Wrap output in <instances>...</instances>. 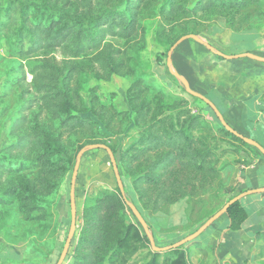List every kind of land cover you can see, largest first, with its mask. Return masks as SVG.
<instances>
[{
	"label": "trees",
	"instance_id": "trees-1",
	"mask_svg": "<svg viewBox=\"0 0 264 264\" xmlns=\"http://www.w3.org/2000/svg\"><path fill=\"white\" fill-rule=\"evenodd\" d=\"M256 1L10 0L0 30L11 37L15 50L23 55L41 49L56 51L61 61L43 57L30 67L34 96L21 108L22 114L11 129L14 140L0 156V204L16 207L25 221L45 224L49 197L75 162L68 149L70 137L82 136L86 144L100 143V137L114 133L115 117L131 119L129 111H119L113 102L104 104L94 88L89 105L81 92V80L88 77L107 80L113 74L136 71L130 52L114 44L109 35L130 42L140 24L138 14L145 9L169 26L191 22L193 28L182 34L194 33L205 39L198 25L213 17L230 21ZM146 76L137 73L126 90L132 122L144 128L139 140L123 151V158H143L142 172L134 178L133 186L142 208L157 212L219 185L222 166L214 149L194 134L199 117L184 107L170 110L185 100L170 95ZM220 129L246 144L222 125ZM126 169L129 174L133 171L130 165ZM125 195L134 203L126 188ZM129 213L134 215L118 187L99 188L94 197H87L80 236L67 264H129L150 246ZM224 215L228 218L226 229L236 231L247 211L239 199ZM150 252L146 264H158L161 253H173L167 264H186L180 246L162 252L151 248Z\"/></svg>",
	"mask_w": 264,
	"mask_h": 264
},
{
	"label": "rangeland",
	"instance_id": "rangeland-1",
	"mask_svg": "<svg viewBox=\"0 0 264 264\" xmlns=\"http://www.w3.org/2000/svg\"><path fill=\"white\" fill-rule=\"evenodd\" d=\"M9 1L0 0V24L6 15L5 11ZM123 8L122 6L119 9ZM240 13L230 21L223 17H213L198 25V32L205 38L204 40L227 54L228 48H234L235 51L250 48L248 41L235 36L258 29L264 31V0H257L256 3L242 9ZM138 19L140 24L137 33L130 36V42L116 36H108L114 44L130 52L132 61L136 64L135 73L124 71L113 74L107 80L88 77V79L81 80V92L88 105L92 95L91 89L94 88V92L104 104L111 101L119 111H129L131 119L124 118L122 115L115 117L112 125L114 133H108L99 140L114 151L126 192L149 224L155 243L158 246H167L203 226L207 219L229 198L249 189L264 187V155L256 146L248 142L241 143L230 135L224 134L220 129L221 123L212 108L204 100L189 94L183 82L169 71L166 63L167 52L177 39L185 35L182 34L183 31L193 28V23L181 22L169 26L162 21L160 16L150 15L145 9L139 12ZM125 42L126 44L129 42L128 45ZM198 44L192 39L179 44L172 54V67L187 80L193 90L212 101L208 95L203 93L208 89L209 81L206 73L209 64L206 61L201 62L204 72L200 74L197 71L199 65H193L191 60L192 56L202 59L200 53L205 51L198 47ZM28 45L26 44L25 47ZM185 45L187 47H183ZM254 53L264 56L257 51ZM57 54L58 52L47 49L35 50L26 55L20 54L15 50L11 37L4 34L3 28L0 30V156L3 155L6 145L14 140L11 129L15 127L14 125L22 114L21 108L34 96L31 87V65L43 57L50 56L60 62L61 58ZM120 56L124 58L123 54ZM198 63L199 61H196V64ZM192 68H195L194 73ZM137 73H145L146 77L151 78L170 95L185 100L183 104L170 110L184 107L199 117L200 125L194 129V134L202 137L209 147L214 149L218 164L222 166L219 185H212L197 197L180 199L165 211L150 212L142 208L138 192L133 186V180L142 172L141 159L143 158L138 160L123 158V151L139 140L144 128L133 124L134 114L126 101V90ZM192 76L196 77L195 81L192 80ZM212 102L223 115L219 104ZM121 119L122 122L118 123ZM101 126L104 128V125L101 124ZM245 136L256 140L252 136ZM68 142L71 157L76 160L78 151L86 145V142L82 136H72ZM149 155L153 156V153L150 152ZM74 164L75 162L69 165L57 191L49 197L50 207L45 224L25 221L20 217L16 207L0 204V264L56 263L70 226L69 192ZM127 165L133 167L130 174L127 172ZM99 188L116 189L117 182L107 151L103 148L89 149L81 157L76 176V229L63 264L70 261L77 245L83 225L84 201L89 196L94 197ZM257 194H264V191L247 194L241 198V203L245 205ZM129 215L130 220L139 227L140 233L143 234L144 230L138 220L136 221V217L134 218V215L130 213ZM225 216L222 215L207 226L198 237L180 246L186 254V264H195L194 257L187 247L188 244H193L192 242L196 240L201 241L214 224L223 220ZM218 241L219 238L215 240V244ZM150 249L151 246L141 250L136 257L130 260L129 264H146L152 256ZM172 255L173 253H161L157 258L158 264H167Z\"/></svg>",
	"mask_w": 264,
	"mask_h": 264
},
{
	"label": "crops",
	"instance_id": "crops-1",
	"mask_svg": "<svg viewBox=\"0 0 264 264\" xmlns=\"http://www.w3.org/2000/svg\"><path fill=\"white\" fill-rule=\"evenodd\" d=\"M235 37L248 41L251 47L242 48V51L228 48V54H255L257 51L264 55V31L258 29ZM198 45L205 52L200 53L202 59L191 57L193 65H199L196 69L202 74L201 62L209 64L208 89L203 93L219 104L229 125L264 144V62L249 57L218 58L202 44ZM192 80L196 77L192 76ZM244 207L247 218L240 229L227 230L228 218L225 216L201 241L188 244L195 264H264V194L253 196Z\"/></svg>",
	"mask_w": 264,
	"mask_h": 264
},
{
	"label": "water",
	"instance_id": "water-1",
	"mask_svg": "<svg viewBox=\"0 0 264 264\" xmlns=\"http://www.w3.org/2000/svg\"><path fill=\"white\" fill-rule=\"evenodd\" d=\"M187 39H193L194 41H196V42L202 44L203 46H205L207 49H209L214 54H216L218 56H221L223 58H227V59H229V58H238V57H249V58L264 62V56L255 55V54H253L251 52H244V53H240V54H226V53L216 49L212 44H210L208 41L204 40L199 35L194 34V33H188V34H185V35L181 36L179 39H177L171 45V47L169 48V50L167 52V58H166V63L168 65L169 71L176 78H178L180 81L183 82L184 88L189 94L204 100L212 108V110L214 111L215 115L219 119L221 125L226 130L231 132L233 135L241 138L245 142H248V143L256 146L260 150V152L264 155V147L258 141L241 134L235 128H233L231 125H229L227 123V121L224 119V117L221 114V112L216 107V105L211 100H209L206 96L201 94L200 92L193 90L190 87V85L187 82V80L181 74H179V72H177L172 67V54H173V51L175 50V48L181 42H183L184 40H187ZM95 148H103V149H105L107 151V153L109 155V158H110L111 165H112V169H113V172H114V176H115V179H116V182H117V187H118L123 199L125 200L128 208L132 211V213L134 214V216L136 217V219L138 220V222L142 226L145 234L147 235V237L149 239L150 246H151L152 250H154V251L162 252V251H166V250H169V249H172V248H177V247L183 245L184 243L195 239L196 237H198L207 228V226H209L211 223L216 221L219 217L224 215L226 213L228 207L232 203L238 201L239 199H241L242 197L246 196L247 194L264 191V187H258V188L246 190L244 192H241V193L233 196L227 202H225V204L220 209H218L214 214H212L207 219L206 223L203 226H201L200 228L195 230L193 233H191V234L185 236L184 238L180 239L179 241L174 242L172 244H169L167 246H158L155 243L154 236H153L152 232L149 229V224L147 223V221L143 217L142 213L138 210L137 206L133 202H131V201H129L127 199V197L125 195V188H124V184H123V181H122V178H121L119 167H118V164H117V161H116V158H115V154L113 153L111 148L109 146H107L106 144H104V143H88V144L84 145L78 151V153L76 155V160H75V164H74L73 171H72V176H71V185H70V192H69L70 215H71L70 226H69V230H68L65 242L63 244V248H62V250H61V252L59 254V257H58V259H57L55 264H63V262H64V260H65V258L67 256V253H68V250H69V247L71 245V241H72L73 235L75 233V229H76L77 210H76V200H75V182H76V176H77V173H78V168H79V165H80L81 157H82V155L84 154L85 151H87L89 149H95Z\"/></svg>",
	"mask_w": 264,
	"mask_h": 264
}]
</instances>
